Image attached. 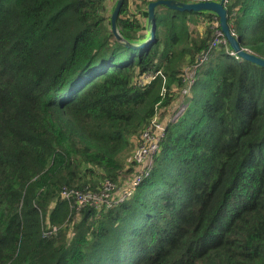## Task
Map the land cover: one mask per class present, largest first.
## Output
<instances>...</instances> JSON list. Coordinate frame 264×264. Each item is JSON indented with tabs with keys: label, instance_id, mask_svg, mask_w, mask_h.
<instances>
[{
	"label": "trees",
	"instance_id": "trees-1",
	"mask_svg": "<svg viewBox=\"0 0 264 264\" xmlns=\"http://www.w3.org/2000/svg\"><path fill=\"white\" fill-rule=\"evenodd\" d=\"M108 1L0 0V264H264V66L225 37L148 167L143 131L210 47L216 29L195 27L220 20L160 5L154 40L132 48L156 0H124L123 40ZM225 6L242 49L264 58V0ZM108 180L129 193L112 207L62 196Z\"/></svg>",
	"mask_w": 264,
	"mask_h": 264
},
{
	"label": "built area",
	"instance_id": "built-area-1",
	"mask_svg": "<svg viewBox=\"0 0 264 264\" xmlns=\"http://www.w3.org/2000/svg\"><path fill=\"white\" fill-rule=\"evenodd\" d=\"M226 2L227 0H225V3ZM226 43L227 41L223 32H221L219 29L218 31L216 30L215 37L212 40L210 47L200 55L198 62L194 66L186 68L184 71V75H183L184 86L181 88L182 90L181 95L183 97L186 98L188 95H190L191 89L196 82L200 67L207 62L214 49L220 47L221 45H226ZM231 53L235 56L237 55L235 51H231ZM157 75H162V73L158 72L156 75L154 74L145 75L144 77H142L141 81L144 84L150 83L156 78ZM163 78L165 82L166 78L165 77ZM183 106H185L184 103L181 106H179V110L182 109ZM165 134H166V124L165 123L163 124L159 117V114H156L151 120V123L143 131L142 134L143 142L136 152L135 155L136 160L145 163L148 167L152 166L154 155L158 152L161 141L165 137ZM128 195H129L128 191L121 192L120 189L117 187L116 183L114 184L109 180L105 182L103 188L100 189L99 192H92V191L82 192L72 189V190H64L62 193V196L64 198L74 200L78 210H80L81 208L87 205H91L98 210L105 207L109 208L116 205L120 201L124 200Z\"/></svg>",
	"mask_w": 264,
	"mask_h": 264
},
{
	"label": "water",
	"instance_id": "water-1",
	"mask_svg": "<svg viewBox=\"0 0 264 264\" xmlns=\"http://www.w3.org/2000/svg\"><path fill=\"white\" fill-rule=\"evenodd\" d=\"M123 2L124 0L117 1L116 7L111 17L113 32L116 38L119 40H123V38L120 36V34L117 31V18H118ZM160 5H164L170 9L178 10V11H210V12L215 13L219 17L221 31L223 32L225 37L228 39L232 49L237 53V55L244 60H248L258 65L264 66V58H261L248 50L242 49V47L239 44V41L236 39L235 35L231 32L229 24H228V15H227V9L225 6V0H203L199 2H193V3H185V2L178 1V0L152 1L148 5V10H149L148 24L151 28L150 39L139 45L129 44V46H132V48H139V47L149 45L154 40L155 28H156L155 10H156V7Z\"/></svg>",
	"mask_w": 264,
	"mask_h": 264
},
{
	"label": "rangeland",
	"instance_id": "rangeland-1",
	"mask_svg": "<svg viewBox=\"0 0 264 264\" xmlns=\"http://www.w3.org/2000/svg\"><path fill=\"white\" fill-rule=\"evenodd\" d=\"M114 1H115V0H109V1H108V4H107V14H109V15L113 13L112 10H113L114 4H115ZM213 20H214V21H213ZM211 22H212V23H211ZM213 22H214V23H213ZM207 25H208V26H209V25H212V27L218 31V29H217V27H218V23H217V21H216V18H214V19H212V21H211V20H210V21L208 20L207 22L199 23V24L195 27L196 30H197L196 33L202 35V34H203V31L205 30V28H207ZM150 33H151V32H150ZM196 33H195V34H196ZM181 93H182V90H181L180 92H178V90L175 91V95L173 96V100H174V101H173V103H174L173 107H171V109L169 108V109L165 112V115H163V116H159L163 124H164V123L167 124L166 120H168V119L171 117L172 113L175 112V110H179V106H181V105L183 104L185 97H183V96L181 95ZM177 94H178V96H177ZM176 96L179 97V99L175 100ZM175 101H176V102H175ZM184 103H185L184 105L187 107L186 101H185ZM185 106H183L182 109H180V110L178 111V113H176V114L173 116L172 120H175V119L181 117V116L184 114V112H185V110H186V107H185ZM153 161H154V160H153ZM123 183H124V181H122V182H120V183H116V184H120V186L118 185L117 187H118V188L121 187ZM128 196H129V195H128ZM114 197H115V196H114ZM116 197H117V195H116Z\"/></svg>",
	"mask_w": 264,
	"mask_h": 264
}]
</instances>
